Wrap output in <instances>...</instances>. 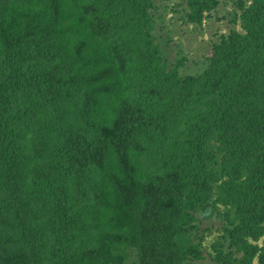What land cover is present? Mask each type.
Returning <instances> with one entry per match:
<instances>
[{
  "label": "trees",
  "instance_id": "1",
  "mask_svg": "<svg viewBox=\"0 0 264 264\" xmlns=\"http://www.w3.org/2000/svg\"><path fill=\"white\" fill-rule=\"evenodd\" d=\"M170 1L0 0V264H264V0Z\"/></svg>",
  "mask_w": 264,
  "mask_h": 264
},
{
  "label": "rangeland",
  "instance_id": "2",
  "mask_svg": "<svg viewBox=\"0 0 264 264\" xmlns=\"http://www.w3.org/2000/svg\"><path fill=\"white\" fill-rule=\"evenodd\" d=\"M175 1V2H174ZM222 4L220 5V8L215 13L214 18L211 19V21L205 22V30L203 32H194V30L190 29L189 27H186V25L181 24L179 21L174 26H169L170 29V35L174 42V40H178L177 42V48L175 47V54H171V59H176V56L179 58L185 57L188 58L189 61L191 60H198L203 56L205 53V46L206 41H209L210 34L214 33L219 34H226L230 30H236L238 32H242L240 28V22L236 21L233 23L234 19V8L232 5V2L230 0H220ZM224 2L226 5H223ZM173 3H176V0L170 1V6H173ZM169 12V11H168ZM171 16H174L176 18L174 12L167 13L166 18H170ZM186 31V33H185ZM188 34V36H184L183 33ZM182 35V36H181ZM174 46L175 42L173 43ZM179 53V54H177ZM205 227L208 229L209 235H207L202 243L203 250L205 249L206 253L209 251L212 253V246L215 245L213 242L216 240V238L219 236V233L217 232V227H208L205 225ZM203 226V228H205ZM134 253L132 252V255H128L124 258V261L122 264H135L136 258H134ZM137 264V263H136ZM203 264H213L207 259Z\"/></svg>",
  "mask_w": 264,
  "mask_h": 264
}]
</instances>
